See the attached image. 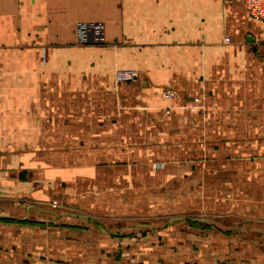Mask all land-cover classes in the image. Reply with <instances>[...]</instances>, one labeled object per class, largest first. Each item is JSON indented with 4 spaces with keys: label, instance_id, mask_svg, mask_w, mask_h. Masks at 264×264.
<instances>
[{
    "label": "crops",
    "instance_id": "0c3cea01",
    "mask_svg": "<svg viewBox=\"0 0 264 264\" xmlns=\"http://www.w3.org/2000/svg\"><path fill=\"white\" fill-rule=\"evenodd\" d=\"M78 22H102L103 42L78 45ZM209 22L219 34L227 29L251 37L248 42L257 24L264 26L235 0H0V127L22 126L9 116L20 111L28 112L30 127L53 126L48 115L56 111V126L64 129L58 112L127 110L129 93L135 108L156 110L161 78L175 80L170 103L176 110L186 82L208 74H202L204 57L212 51L211 62L220 59ZM119 70L136 78L118 80ZM248 70L256 72L251 56ZM27 137L35 140V134ZM27 157L0 163V264H216L210 254L264 243L263 217H236L227 227L210 216L170 218L162 226L113 216L118 200L106 192L108 184L93 189L92 218L67 222L71 207L54 200L70 197L64 169Z\"/></svg>",
    "mask_w": 264,
    "mask_h": 264
},
{
    "label": "rangeland",
    "instance_id": "374dc122",
    "mask_svg": "<svg viewBox=\"0 0 264 264\" xmlns=\"http://www.w3.org/2000/svg\"><path fill=\"white\" fill-rule=\"evenodd\" d=\"M213 26L209 22L207 28L220 59L211 62L215 55L209 50L202 70L208 74L186 82V92L177 102L184 106L175 110L170 103L176 98L175 80L161 78L156 110L135 108V94L129 93L127 110L58 112L64 129L56 126V111L48 115L55 119L53 126L42 122L39 127L25 122L28 112H13L8 115L23 123L0 127V163L4 166L13 159L21 164L30 156L38 165L64 169L70 197L54 200L71 207L67 222L84 224L74 216L92 218L93 189L106 184L111 186L106 192L118 200L113 216L141 217L158 226L177 217L210 216L227 227L240 220L236 217L264 218V26L257 24L253 42L227 29L219 34ZM225 35L230 36L229 43L223 42ZM250 56L256 60V72L251 74ZM126 72L117 71V79L130 81L124 79ZM167 92L173 96L166 98ZM76 125L79 133L72 132ZM14 133L17 137H11ZM31 134L32 142L27 141ZM35 177H40L36 170ZM126 183L129 186L121 188ZM51 221L49 227L54 228ZM254 235L250 237L259 239ZM263 244L210 254L208 261L264 264Z\"/></svg>",
    "mask_w": 264,
    "mask_h": 264
},
{
    "label": "built area",
    "instance_id": "2783aa9c",
    "mask_svg": "<svg viewBox=\"0 0 264 264\" xmlns=\"http://www.w3.org/2000/svg\"><path fill=\"white\" fill-rule=\"evenodd\" d=\"M242 4L248 14V16L256 21L264 23V0H235ZM104 24L102 22H78L75 26V39L76 43L81 46L99 45L103 42ZM223 42L229 43L230 38L225 36ZM136 78V74L133 71H127L124 74L125 80H132ZM172 92L165 94L166 98H171ZM198 99L194 98V102ZM157 164L154 165V167Z\"/></svg>",
    "mask_w": 264,
    "mask_h": 264
},
{
    "label": "water",
    "instance_id": "95a60500",
    "mask_svg": "<svg viewBox=\"0 0 264 264\" xmlns=\"http://www.w3.org/2000/svg\"><path fill=\"white\" fill-rule=\"evenodd\" d=\"M247 40L248 41H252V38L251 37H247ZM89 218V217H88Z\"/></svg>",
    "mask_w": 264,
    "mask_h": 264
},
{
    "label": "trees",
    "instance_id": "16d2710c",
    "mask_svg": "<svg viewBox=\"0 0 264 264\" xmlns=\"http://www.w3.org/2000/svg\"><path fill=\"white\" fill-rule=\"evenodd\" d=\"M192 224H195V222L191 221Z\"/></svg>",
    "mask_w": 264,
    "mask_h": 264
}]
</instances>
